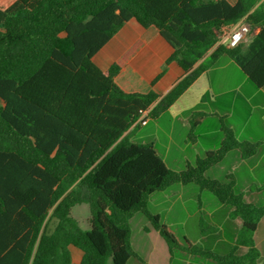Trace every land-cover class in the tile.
I'll list each match as a JSON object with an SVG mask.
<instances>
[{
	"label": "trees",
	"instance_id": "1",
	"mask_svg": "<svg viewBox=\"0 0 264 264\" xmlns=\"http://www.w3.org/2000/svg\"><path fill=\"white\" fill-rule=\"evenodd\" d=\"M131 20L142 39L101 71L93 56ZM240 21L248 41L230 48L221 38ZM153 35L173 50L166 65L184 72L162 96L125 64ZM222 56L264 87V0H0V264H71V248L78 264L140 260L130 245L135 214L160 237L169 261L179 251L214 264H260L253 236L264 205L235 192L232 174L225 183L205 174L229 152L255 156L261 143L238 141L214 114L217 148L173 171L152 143L132 141L141 111L148 119L167 112ZM209 115L188 112L189 142ZM173 185L210 193L240 220L228 254L179 243L148 211L150 196ZM79 204L88 205V229L71 214Z\"/></svg>",
	"mask_w": 264,
	"mask_h": 264
},
{
	"label": "rangeland",
	"instance_id": "2",
	"mask_svg": "<svg viewBox=\"0 0 264 264\" xmlns=\"http://www.w3.org/2000/svg\"><path fill=\"white\" fill-rule=\"evenodd\" d=\"M225 64H228L229 67L225 70L209 73L208 77L203 80V85L205 87L209 84L215 90L219 86H225L227 89L233 90V92L226 97L217 99L216 103L212 104L211 107H215L219 111L224 117L223 121H225L226 125L233 127L235 138L238 141L261 143L258 151L259 155L257 156H261L262 162L254 170L250 169L253 161H247V163L242 165L235 164L232 156H237L238 153L232 151L230 152L231 155L229 154L221 163L209 169L205 175L210 179L225 183L227 181L226 176L232 174L237 181L234 191L237 193L242 192L246 200H250L254 205L260 207L264 205V155H262L264 151V94L261 93L264 91L256 88L237 66L225 56H222L217 65ZM191 99L187 97V105L193 103ZM211 120L203 123L200 131H197V134L199 132L201 134L200 138H197L201 145L210 141L212 136L210 128L212 127V122H216L214 119ZM159 125L161 128L158 130L156 152L161 156L162 143L165 140L163 129H165L167 124L161 122ZM150 134L147 128L138 127L132 137V141L134 143H148V141H151ZM176 140L175 137L174 141L177 142ZM200 155V157L203 156L202 153ZM256 188L260 189L256 190ZM213 204L218 205L219 203L206 191H203L200 213H195L196 205L188 204L184 211L180 208V204L177 203L171 212L165 213L169 231L181 244H184V239H186L192 244H197L203 250L211 251L218 255H226L234 245L233 241H235L237 232L235 233L231 223H225L221 212L214 211L215 205ZM71 214L82 229L89 228V208L87 204L76 205L73 207ZM200 221L209 226H213L212 223H217L223 229H219V231L214 233L207 232L202 234L198 226ZM143 223L147 225L140 214H135L130 221L131 242L141 255V258L140 260L131 259L127 264H214L185 255L179 251H174L171 261H168L169 254L165 245L163 246L167 254V260L161 261V249L152 250L155 241L152 236H147L143 232ZM257 238L264 239V225L260 227ZM242 251L243 249H240L239 253ZM258 252L260 254L259 263L264 264V243L259 245Z\"/></svg>",
	"mask_w": 264,
	"mask_h": 264
},
{
	"label": "crops",
	"instance_id": "3",
	"mask_svg": "<svg viewBox=\"0 0 264 264\" xmlns=\"http://www.w3.org/2000/svg\"><path fill=\"white\" fill-rule=\"evenodd\" d=\"M143 34V28L135 21L131 20L127 22L93 56L92 61L94 65L101 71L107 70L110 65L113 62L119 60L136 41L142 39ZM172 52L173 50L170 45L161 36L153 35L150 37V39H145L142 46L125 61V64L143 81L151 83L153 91L156 94L162 96L166 94L184 76V72L176 63L171 62L166 65V60L170 57ZM228 67V64L221 66H218L216 64L212 67H208L190 86V88L168 109L167 112L158 116L156 119H147L146 124L143 126L138 123V127L147 128V130H149V134L151 133V141H148V143H152L155 150L156 140L158 138V130L161 128L159 123L164 122L167 124L165 129H163L165 140L162 143V155L159 156L168 169L173 171H180L184 168L186 162L192 163L196 158L201 156V153L204 154L206 151H211L217 148L221 140V133L219 131V121L215 115H222L215 107L211 106L212 104L216 103L217 99L226 97L227 95L232 93L233 90L227 89L225 86H219L215 90L209 84L204 87L203 80L207 78L209 73H211L212 71L217 72L225 70ZM260 91H264V87L260 88ZM261 93L264 94V92ZM187 97H190V99L192 98L191 100H193V103L191 105H187ZM192 109L211 114L205 117L197 126L196 134L198 133V130L200 131L203 123L211 119L216 120V122H212L213 124L210 128L212 136L210 138V141L206 144H199L197 138H200V132L199 134H197L194 143L188 142L187 140V117L188 112ZM223 122L225 124V121ZM226 126L233 131L235 136L233 127L231 125ZM175 137L177 139V142L174 141ZM262 153V155H264V151ZM229 154L230 152L225 156L224 159H226ZM257 155L259 154L257 153L255 156H253V158L248 159H241L239 154L232 157L235 164L239 165L247 163V161H253L250 169L254 170L262 162L261 156ZM236 182L237 181L234 177V189L236 186ZM240 194H242L244 197V194L242 192H240ZM202 199L203 191H200L193 185H173L165 189L164 191L152 194L149 198L147 208L150 213L159 217L160 221L166 226L169 231V224L167 223L166 214L171 212L173 207L177 203L180 204V208L184 211L186 205H196L195 213L197 214L200 213L202 209ZM245 201L248 203H252L250 200L245 199ZM213 205H215L214 211L221 212L224 216L225 223H231L236 233L241 226L240 220H231L229 218L230 209L226 208L227 206H224L220 203L218 205ZM212 225L216 228L215 232L219 231V229H223L221 228V225L217 223H212ZM262 225H264V217L258 223L257 229L253 236L254 246L257 250L259 248V245L264 243V239L257 238V234ZM142 229L147 236H152L154 238L155 244L153 245L152 250L155 251L157 250V248L161 249V261H166L167 254L164 251V244H162L163 242L160 237L157 235V233L148 229V225L144 223ZM130 245L133 251L138 255V257L141 258L139 252L133 247L131 238ZM70 251L72 256L71 264H78L80 259V252L75 248H71Z\"/></svg>",
	"mask_w": 264,
	"mask_h": 264
},
{
	"label": "built area",
	"instance_id": "4",
	"mask_svg": "<svg viewBox=\"0 0 264 264\" xmlns=\"http://www.w3.org/2000/svg\"><path fill=\"white\" fill-rule=\"evenodd\" d=\"M250 28L247 24L240 21L234 25L228 32L225 33L221 38V42L226 43L228 47L233 48L240 44L246 43L248 41V35ZM148 111H141L138 123L140 125H145L148 119Z\"/></svg>",
	"mask_w": 264,
	"mask_h": 264
}]
</instances>
